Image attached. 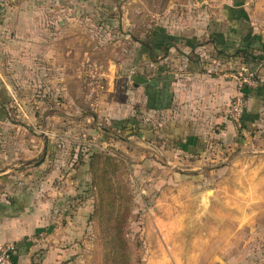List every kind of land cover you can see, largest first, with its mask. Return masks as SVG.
Listing matches in <instances>:
<instances>
[{
  "label": "rangeland",
  "instance_id": "rangeland-1",
  "mask_svg": "<svg viewBox=\"0 0 264 264\" xmlns=\"http://www.w3.org/2000/svg\"><path fill=\"white\" fill-rule=\"evenodd\" d=\"M222 1L243 17L241 1ZM247 1L262 2L263 19L264 0ZM186 4L3 0L0 173L31 174L30 204L47 224L17 244L23 253L34 248L39 261L51 250L57 264H264V60L254 69L233 51L207 56L212 71L242 75L236 94L245 111L238 121L225 113L229 137L220 136L224 124H209L207 150L171 144L157 129L162 116L144 104L150 60L163 55L148 47L168 44L164 26L184 18Z\"/></svg>",
  "mask_w": 264,
  "mask_h": 264
},
{
  "label": "crops",
  "instance_id": "crops-1",
  "mask_svg": "<svg viewBox=\"0 0 264 264\" xmlns=\"http://www.w3.org/2000/svg\"><path fill=\"white\" fill-rule=\"evenodd\" d=\"M207 1L208 6L204 9L206 11L203 10L205 13L203 11L197 15L186 13L184 18L178 19L176 15L173 18L169 17L170 22H166L168 25L164 26L168 29L166 32L171 39L168 52L159 56L157 60L150 61L156 66L152 98L150 99L148 90L146 93V90L144 91L146 96L148 94L144 104L147 103L152 109L151 112L163 118V122L157 127L159 132L167 135L169 142L180 143L188 153L207 150L211 145L213 139L209 130L210 123L224 124L225 130H219L221 137H229L234 132L226 122L228 116L225 113L229 114L231 105L228 108L227 105L238 95L236 76L239 73L230 74L222 69L218 72L212 71L216 62L208 58V55L222 49L224 52L246 49L255 56L257 53L262 56L261 59L252 62L254 69L260 64L259 61L264 60V18L258 17L262 2L258 1L251 8L247 5L249 4L247 0H239L241 1L239 6L243 7L245 13L243 17L242 14L236 17L224 10L226 5L234 7L233 3L219 0L212 5L209 0ZM180 20L183 24L178 22ZM227 26H233L235 29L233 27L226 29ZM203 38L206 43H203ZM179 50L182 53L177 55L176 51ZM240 60L243 59H238V63ZM227 64L228 61L220 63L219 66L224 68ZM164 67L171 69L178 67L182 71L163 72ZM174 74L177 77L182 76V80L174 78L172 76ZM147 86L145 85V88ZM196 104L203 111L193 109ZM164 122L167 123L166 129V123L165 127H162ZM194 132L199 135L203 133V141L196 138ZM30 178L31 174L26 172L0 173V245L23 243L24 239L38 233L43 235L45 232L42 231L47 225L45 218L39 215L38 209H32L31 188L24 185ZM11 179L16 181L12 182ZM45 237L36 241L41 244L48 240ZM21 245L23 244L18 245L14 264H57L58 255L51 250L39 256L37 261L35 255L31 253L34 248H31V252L23 253Z\"/></svg>",
  "mask_w": 264,
  "mask_h": 264
},
{
  "label": "built area",
  "instance_id": "built-area-1",
  "mask_svg": "<svg viewBox=\"0 0 264 264\" xmlns=\"http://www.w3.org/2000/svg\"><path fill=\"white\" fill-rule=\"evenodd\" d=\"M187 3H188V14L189 15H197L201 13L208 6L207 0H187ZM2 7H3V0H0V11ZM239 76H242V75L239 73L236 76L237 82H239V79H238ZM241 79L245 80L243 79V77H241ZM247 80L250 81V84L256 83V81L252 80L251 76ZM243 111H244L243 95L241 93L235 97L234 101L229 107V115L235 121H238L241 118ZM17 250H18V245L16 243L1 244L0 245V264H13V257L16 255Z\"/></svg>",
  "mask_w": 264,
  "mask_h": 264
},
{
  "label": "trees",
  "instance_id": "trees-1",
  "mask_svg": "<svg viewBox=\"0 0 264 264\" xmlns=\"http://www.w3.org/2000/svg\"><path fill=\"white\" fill-rule=\"evenodd\" d=\"M166 42H168V44H164V45L162 44L161 45L162 47H164L163 49L157 48L156 44L155 45L151 44L150 47H148L147 54L150 51H152V52L154 51V53H156V52H158L157 50H159V52H161V53H163L165 55L168 52V49H169V46H170V43H171L170 39H169V41H165L164 43H166ZM233 52H234L233 55H232L233 59L237 60L239 58H242L243 62L245 64H247L248 62H254V61L258 60V59H261L257 55L255 56L253 53H249L246 49L241 50L239 48V49H236ZM216 54H217V56H216ZM216 54H215V56L217 58H218V56H221L222 54L225 56V58H229V57H227V55H225L223 53V49H222V51L221 50L216 51ZM150 61H152V60H150ZM4 107H5V104H2L1 107H0V119H2L4 117V112H5L4 111L5 110ZM244 113H245V111L243 112V115H242L243 118H244ZM1 114H3V115H1ZM171 144H175V143L171 142ZM13 264H14V257H13Z\"/></svg>",
  "mask_w": 264,
  "mask_h": 264
},
{
  "label": "water",
  "instance_id": "water-1",
  "mask_svg": "<svg viewBox=\"0 0 264 264\" xmlns=\"http://www.w3.org/2000/svg\"><path fill=\"white\" fill-rule=\"evenodd\" d=\"M133 80L138 84H144L146 82V80L141 77H134Z\"/></svg>",
  "mask_w": 264,
  "mask_h": 264
}]
</instances>
